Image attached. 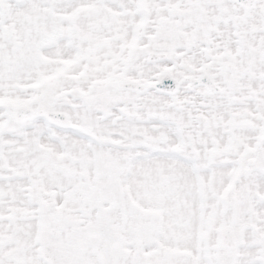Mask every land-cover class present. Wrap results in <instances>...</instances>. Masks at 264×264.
Wrapping results in <instances>:
<instances>
[{
	"label": "snow or ice",
	"instance_id": "1",
	"mask_svg": "<svg viewBox=\"0 0 264 264\" xmlns=\"http://www.w3.org/2000/svg\"><path fill=\"white\" fill-rule=\"evenodd\" d=\"M0 264H264V0H0Z\"/></svg>",
	"mask_w": 264,
	"mask_h": 264
}]
</instances>
